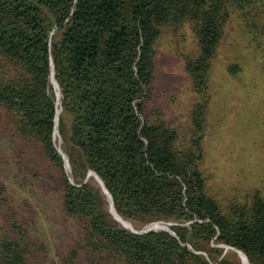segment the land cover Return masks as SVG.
I'll use <instances>...</instances> for the list:
<instances>
[{
    "label": "trees",
    "instance_id": "1",
    "mask_svg": "<svg viewBox=\"0 0 264 264\" xmlns=\"http://www.w3.org/2000/svg\"><path fill=\"white\" fill-rule=\"evenodd\" d=\"M245 3L0 0V117L7 115L20 160L34 155L39 169L51 168L57 208L76 226L62 262L243 264L225 244L250 264H264L259 189L246 202L223 205L201 169L208 71L230 9ZM186 24L194 47L183 68L195 98L185 123H176L156 102L155 53L162 35ZM57 101L64 157L53 140ZM90 172L134 226L175 224L142 233L120 225ZM9 194L0 180V264H31L37 248Z\"/></svg>",
    "mask_w": 264,
    "mask_h": 264
},
{
    "label": "rangeland",
    "instance_id": "2",
    "mask_svg": "<svg viewBox=\"0 0 264 264\" xmlns=\"http://www.w3.org/2000/svg\"><path fill=\"white\" fill-rule=\"evenodd\" d=\"M263 10L264 0H246L241 7L230 9L208 71L211 99L201 169L208 191L223 205L228 200L248 201L256 188L264 197ZM193 47L187 24L180 32L165 33L157 43L156 102L166 117L176 123H185L195 98L183 68L184 57ZM58 108L53 140L56 149L62 151L57 128L61 113L59 102L56 112ZM6 120V114L0 117V180L7 184L14 206L28 224L30 238L37 248L30 263L66 264L62 257L68 252L76 226L57 208L54 182L49 175L51 168L39 169L34 155L20 160V155L14 151L16 145L13 147L11 142L12 134L5 129L11 126ZM113 216L120 225H125L120 221L122 217L116 213ZM174 224L163 219V222L153 221L141 227L130 223L129 227L145 230L156 225L152 229L169 230Z\"/></svg>",
    "mask_w": 264,
    "mask_h": 264
},
{
    "label": "water",
    "instance_id": "3",
    "mask_svg": "<svg viewBox=\"0 0 264 264\" xmlns=\"http://www.w3.org/2000/svg\"><path fill=\"white\" fill-rule=\"evenodd\" d=\"M52 78H53V73H52ZM53 80H54V78H53ZM54 84H56L55 81H54L53 85H54ZM58 92H59V90H58ZM59 94H60V92H59ZM57 150H58V149H57ZM58 152L64 157L62 151L58 150ZM64 160L67 162L66 158H64ZM67 166H68V165L65 164V167H67ZM90 174H92V175L98 180V182H99V184H100V186H101L102 192H104L106 195H108V198H109V201H110V204H109V205H110V212L112 213V216H113V213H116V211H115V209L113 208L112 200H111V196H110V194L108 193L107 189L105 188L103 182H102L101 179L98 177V175H97L96 173H94V172H90ZM113 218H114V216H113ZM114 220H115V219H114ZM126 228H127V227H126ZM128 229H130V228H128ZM151 229H152V227L150 226V227H148V228L145 229V230H133V229H130V230H132V231H134V232H137V233H142V232H147V231H149V230H151ZM227 247L230 248V249H232V250H234V251H236V252H239V251H240V250H237V249H235V248H233V247H230V246H227ZM224 251H226V249H225ZM241 252H242V251H241Z\"/></svg>",
    "mask_w": 264,
    "mask_h": 264
},
{
    "label": "bare ground",
    "instance_id": "4",
    "mask_svg": "<svg viewBox=\"0 0 264 264\" xmlns=\"http://www.w3.org/2000/svg\"><path fill=\"white\" fill-rule=\"evenodd\" d=\"M52 82L54 83V80ZM54 87H57L56 84H54ZM56 94H57V98L60 97V94L58 92V89L56 90ZM59 112H60V108H58V110H57V113H59ZM56 120H57V117H56ZM120 221L125 224V225L123 224L125 227L130 228V229H133L132 227H129L131 225H130V223L128 221H124V219H122V218H120ZM155 226L152 225V228H154ZM133 230H135V229H133ZM224 247H225L226 250H232V249L228 248L227 246H224ZM237 254L241 258L243 264H249L248 261H247V259L244 256V253L243 252L239 251V252H237Z\"/></svg>",
    "mask_w": 264,
    "mask_h": 264
}]
</instances>
